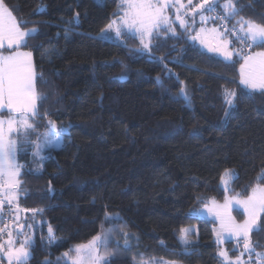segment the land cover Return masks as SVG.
<instances>
[{
	"label": "trees",
	"instance_id": "1",
	"mask_svg": "<svg viewBox=\"0 0 264 264\" xmlns=\"http://www.w3.org/2000/svg\"><path fill=\"white\" fill-rule=\"evenodd\" d=\"M3 2L22 29H38L19 48L33 54L42 97L30 118L33 130L18 135L23 211L12 202L10 233L15 244L25 234L31 239L26 264H70L77 245L118 223L151 255L184 264H235L218 255L216 221L195 212L213 198L248 197L256 185L264 186V178H257L264 172V92L244 86L240 72L243 57L264 44L234 40L241 55L226 61L176 25L174 34L162 28L144 50L128 32L112 40L98 35L119 14L121 0ZM224 3L215 0L213 12L225 15ZM236 7L242 10L226 20L230 26L241 17L264 24V0H238ZM226 90L236 92L235 106L226 104ZM50 121L67 128L64 144L36 153ZM226 169L237 177L229 190L221 185ZM233 213L244 217L238 209ZM114 214L120 218L112 219ZM194 224L198 233L184 246L180 230ZM259 224L262 230L250 234L254 257L264 253V213ZM226 247L231 258L243 249L235 240ZM109 264L137 263L117 255Z\"/></svg>",
	"mask_w": 264,
	"mask_h": 264
},
{
	"label": "snow or ice",
	"instance_id": "2",
	"mask_svg": "<svg viewBox=\"0 0 264 264\" xmlns=\"http://www.w3.org/2000/svg\"><path fill=\"white\" fill-rule=\"evenodd\" d=\"M191 2V0H189ZM238 0H225L222 5V10L225 15L213 17L211 19H220L226 21L238 15L239 9L236 7ZM121 6L124 8L123 16L119 23L115 24V32L117 36L121 35L122 29L127 28L128 31H135L141 37L142 49L148 50L149 43L144 42V37H152L154 32L160 28H164L167 32L174 34V29L171 26L170 18L166 14L168 7V0H122ZM204 11L215 10V0H202L199 5ZM8 20L5 22L4 17ZM78 16L76 20L78 22ZM180 21L181 26L186 25V21L176 17ZM206 18L201 16V22ZM26 23V22H25ZM240 25L237 28L235 25L229 29L226 25L222 32H219L221 37L231 34L233 39L221 40L215 46H209L208 50L212 53L221 55L224 60H230L234 55L233 51L229 49L234 40L241 43L250 42L251 45L264 44V24H259L252 20H246L241 17L236 21ZM113 24L108 25V29H112ZM203 31V29H201ZM213 29V32H217ZM38 34L37 28L22 31L16 18L12 16L11 12L6 6L0 4V48H3L5 41L8 48L19 49L26 46V38ZM199 36L191 37V39H198ZM203 43V41H202ZM242 51V49H241ZM245 63L241 65V83L250 90H260L264 92V52L254 53L243 57ZM36 73L32 62V53L23 51H13L9 55L0 53V109H7L10 113H15V117H10L7 120L0 119V191L7 192L8 203L17 199L16 190L20 186L18 176L19 169L22 167L16 162L17 146L20 143L18 140L11 139L13 133L19 135L21 129L25 134L33 130L34 125L29 122L30 118H34L38 114V101L42 97L37 93L35 87ZM181 93L187 99V93L181 89ZM46 99V97H43ZM237 94L235 91L226 90L225 101L229 107L235 106ZM53 125V122H49ZM7 124V129H5ZM31 143L30 141H25ZM37 153L40 145H36ZM237 178L232 170L226 169L221 176V182L227 186L230 180ZM264 178V172L257 177ZM236 204L244 209L247 216L242 223H237L235 218L231 215L229 209L232 200L226 198L225 204L217 205L213 201V208L209 211L215 210V215L221 220V231L217 233L218 238L225 235L227 237H235L237 242L243 243L244 252L253 253L255 250V242L250 238L252 232L261 231V225L258 223L261 219V214L264 213V186L257 185L252 188L251 194L243 200H235ZM4 201H0L2 205ZM37 210H33L35 212ZM42 211V210H40ZM31 227V225H28ZM0 229V232H3ZM179 239L185 246L192 243L187 239V234L191 229H181ZM49 236H53V229L48 228ZM11 237V233L8 234ZM125 243H127V233H124ZM107 238L96 236L88 244H81L75 247L76 256L72 258V264H109V261L114 257L115 253H105L101 255L98 251L97 244L101 243L105 247L107 245ZM9 247L6 255L11 261L16 264H26V261L31 258L29 245L30 238H25L17 248L14 246V241H8ZM0 248L3 245L0 244ZM244 253H241L243 256ZM219 257L227 259V250H220ZM257 257H264V253H255ZM65 257L69 253H64ZM45 264L50 262L45 261ZM235 264H242L240 258H237ZM251 264V261L248 262Z\"/></svg>",
	"mask_w": 264,
	"mask_h": 264
},
{
	"label": "rangeland",
	"instance_id": "3",
	"mask_svg": "<svg viewBox=\"0 0 264 264\" xmlns=\"http://www.w3.org/2000/svg\"><path fill=\"white\" fill-rule=\"evenodd\" d=\"M96 1L99 3L104 2V0H96ZM201 3H202V0H200L198 3H196L195 0H191V2H189V0H168V7L166 9V14L170 18L171 26L174 29V33L176 31V25L180 26L182 29H185V28L188 29V32L190 33V38L195 37V36H199V38L195 39L194 41L197 44H199L204 50L209 52V50H208L209 46H215L222 39L223 40L231 39L228 36L221 37L219 35V32L223 31V28L225 25L230 29L233 26H230L227 23V21H221L220 24L216 25L214 22H212L211 18L217 17L219 15L218 13L213 12L217 9V6L215 7V10H213V11H204L203 9H201L199 7V5ZM121 4H122V0L120 2L119 14L117 16L113 17L112 21L109 23V24H113L114 27L112 29H108V26H107L104 30H102L98 34L100 37L105 38V39H109V40L116 39L117 37H119L116 35V32H115V24L119 23L121 17L123 16L124 8L121 6ZM177 15H179L181 19L186 21L185 26L180 25V21L176 19ZM201 16L206 18L203 22H201ZM235 26L237 28L240 27V25H235ZM161 29L162 28H160L156 32H154V34L152 35L151 38L145 36L144 42L149 43V45H150V42L152 41V38L154 35L159 34V33L162 34ZM201 29H203V31H201ZM213 29H217L218 31L213 32ZM124 32H128V33H131L133 35H136L141 39L139 34H137L135 31H128L126 27L122 29L121 35ZM168 33H172V32H168ZM202 41H203V43H202ZM232 44L229 45V49L231 51H233L234 55L236 53H239L241 55V53L239 51L232 48ZM258 52H264V49L263 50H257L256 52L248 53L247 55H252V54L258 53ZM215 54H217V53H215ZM217 55L222 57L219 54H217ZM234 55L232 56V58L230 60H227V61H231L234 58ZM244 63H245V61L243 62V64ZM66 130H67V128H58L55 125V123H54V127L51 124L50 128L47 129L42 134V136L40 137V139L37 142V144L40 145L38 153L42 152L46 147H50V146L61 147L64 144V132ZM36 153H37V148H36ZM229 170H231V169H229ZM232 172L236 175L235 170H232ZM231 181L232 180H230V182L227 186L223 185L221 182L222 187L225 190H229ZM226 198L233 201V203L230 204L228 210L230 211L231 215L235 218L236 222L242 223L245 219H247V216L244 213V209L234 202L235 200H243V199H246L247 197H241L239 195H233V196L227 195ZM226 198L223 201H219V200H216L214 198L211 199L207 204H205L204 206L199 208L195 212V214L199 217H205V218H209V219L216 221V225L213 228V232H214V237H215V239L219 245V251L220 250H227V253H228L227 259L221 257L223 259V262L235 263L237 258L241 259L242 264H248L249 261H251V263H252L254 260H256L257 262H262L264 260V257H257V256L254 257L253 255H251L252 253L244 252V249L241 250V252L238 254V256L236 258H231L229 255V251L226 247V242L231 241V240L237 241L236 238L235 237L229 238V237H227V235H225L222 238H218L217 233L221 231V220L215 215V210L209 211V209L213 208V201H215V203L217 205H223V204H225ZM235 209H238L243 213L244 217L242 220H239L237 218V216L233 213V211ZM110 217L112 219L113 218L119 219L120 215L114 214V215H111ZM184 229H191V231H189L187 234V239L189 241H191L190 237H189V235L191 233H194V232L198 233V227L196 224L187 226ZM124 233L128 234L127 243H125ZM27 237L29 238V236L27 234H25L24 238H27ZM101 237H106L107 241H108L106 247L103 244H101V246L98 248V251L101 255H103L105 253H115L114 257L117 255H126V256L132 257L137 264H184V263L176 261V260H170V259L155 256V255H151L147 251L146 247L141 243L138 236L135 237V235H131L130 231L128 229H126L124 226L120 225L119 223H118V225L112 224V225L106 226V228L104 229L103 235ZM133 237H135V238H133ZM12 239L14 240L15 238H12ZM24 240H22V241H24ZM240 243H241V246L243 247V243L242 242H240ZM240 243H238V244H240ZM19 246H20V244L15 245V247H17V248ZM29 250H30V248H29ZM241 253H244L243 256H241ZM75 256H76V253H74L72 255V258H74ZM251 256H253V257H251ZM4 258L7 261V263L10 264L9 258L6 255V251H5L4 256H2L0 254V264L2 263V260ZM14 262H15L14 260L11 261V263H14Z\"/></svg>",
	"mask_w": 264,
	"mask_h": 264
},
{
	"label": "crops",
	"instance_id": "4",
	"mask_svg": "<svg viewBox=\"0 0 264 264\" xmlns=\"http://www.w3.org/2000/svg\"><path fill=\"white\" fill-rule=\"evenodd\" d=\"M0 4H3L4 6H6V4L3 2V0H0ZM7 7V6H6ZM7 9L10 11V9L7 7ZM11 12V11H10ZM11 14H12V16L13 17H15L16 18V16L11 12ZM4 20H5V22H7V20H8V17L7 16H5L4 17ZM16 20H17V22L19 23V21H18V19L16 18ZM19 26H20V24H19ZM20 28H21V26H20ZM21 30L22 31H27V30H24V29H22L21 28ZM7 49H10V48H8V46H7V42L5 41V45H4V47L3 48H0V53H2L3 55H9L11 52H13V51H16V50H18V51H23V52H29V51H27V50H23V49H13V50H11V51H7ZM32 62H33V65H34V57H33V54H32ZM34 71H35V73H36V70H35V65H34ZM35 82H36V80H35ZM35 87H36V83H35ZM36 91H37V89H36ZM0 112H2V113H5V114H1L0 115V119H4V120H7L8 118H10V117H15V113H10V112H8L7 111V109H0ZM29 122H30V120H29ZM5 129H7V124H5ZM21 131H23V129H21ZM20 131V132H21ZM11 139H13V140H18L19 142H20V138H19V136L17 135V134H15V133H13L12 135H11ZM18 153H19V144H18V146H17V154H16V162L20 165V162H19V159H18ZM19 172H20V175L18 176V179H19V181L21 182V179H20V176H21V172H22V170H21V167H20V169H19ZM7 197H8V195H7V192H6V190L5 191H2ZM21 192V189H20V186H19V188L16 190V196H17V199H15V200H13L12 202L17 206V211L18 212H22L23 210H22V208L19 206V202H18V199H19V196H20V193ZM20 208V209H19ZM22 210V211H21ZM12 238H14V236L13 237H9V238H7V240L2 244L3 245V248H0V254L2 255V256H4L5 255V251H6V253H7V251H8V249H9V247H12L13 245H9V243H8V241L11 239L12 241H14ZM16 244L14 243V246H15ZM8 246V247H7ZM7 248V249H6ZM3 249H6L5 251L3 250ZM5 259V258H4Z\"/></svg>",
	"mask_w": 264,
	"mask_h": 264
},
{
	"label": "built area",
	"instance_id": "5",
	"mask_svg": "<svg viewBox=\"0 0 264 264\" xmlns=\"http://www.w3.org/2000/svg\"><path fill=\"white\" fill-rule=\"evenodd\" d=\"M243 49H249L248 45L242 44ZM0 201H4L0 205V229H3V232H0V238H5L13 229L15 224V217L13 213V203H8V198L0 191Z\"/></svg>",
	"mask_w": 264,
	"mask_h": 264
},
{
	"label": "water",
	"instance_id": "6",
	"mask_svg": "<svg viewBox=\"0 0 264 264\" xmlns=\"http://www.w3.org/2000/svg\"><path fill=\"white\" fill-rule=\"evenodd\" d=\"M88 243H86V244H88ZM67 262L70 263V264H72V257L67 258Z\"/></svg>",
	"mask_w": 264,
	"mask_h": 264
}]
</instances>
